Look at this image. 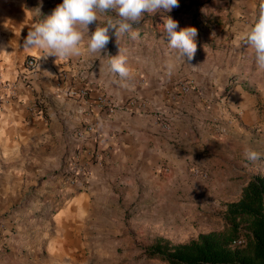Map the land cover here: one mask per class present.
<instances>
[{
	"label": "crops",
	"instance_id": "0c3cea01",
	"mask_svg": "<svg viewBox=\"0 0 264 264\" xmlns=\"http://www.w3.org/2000/svg\"><path fill=\"white\" fill-rule=\"evenodd\" d=\"M262 2L233 4L236 21L221 34L227 48L222 63L188 70L179 61L169 75L163 64L131 56L130 76L121 80L108 71L110 57L101 58L109 48L98 63L86 65L85 56L56 61L24 47L32 26L49 16L48 5L0 0V76L15 80L28 57L39 60L31 88L21 87L17 101L0 107V214L13 199L28 197L0 221V264H147L142 244L157 236L189 240L186 231L178 235L172 228L205 192L197 184L207 182L220 209L221 200H237L258 168L251 160H227L218 135L191 131L183 112L197 116L214 108L232 119L260 113L264 70L256 66L254 49L244 41L237 45V37L254 23ZM187 72L184 82L176 81ZM189 80L196 91L184 94L181 85ZM228 83L233 87L226 93ZM247 87L254 92L250 104ZM101 96L114 107L98 104ZM37 98L43 101L39 116L29 111ZM164 111L170 131L156 122ZM79 132L85 137L78 139ZM201 151L209 159L199 160ZM74 162L83 168L80 176L71 172ZM193 169L208 178L194 177Z\"/></svg>",
	"mask_w": 264,
	"mask_h": 264
},
{
	"label": "rangeland",
	"instance_id": "374dc122",
	"mask_svg": "<svg viewBox=\"0 0 264 264\" xmlns=\"http://www.w3.org/2000/svg\"><path fill=\"white\" fill-rule=\"evenodd\" d=\"M27 1L28 3H31V5H35L37 8L41 5H48L49 15H51L52 11L58 4L63 2V0ZM237 1L245 2L248 0H179V7L174 8L171 12L165 13L161 11L156 15L145 14L143 20L139 24L133 25V27L143 25V28L147 33H144L142 37L137 36L136 38H133L131 33L126 32L122 34L117 41L114 30L110 29V40L106 46L109 50L103 52V57H101L100 54L85 56L84 62L86 65L94 62L98 63L100 61L98 56L107 60V57L118 55L120 48L126 57H140L139 59L146 61L147 64L158 63L167 67V62L174 59L176 55L175 50L169 46V37L164 32V19L167 15H171V18L178 22L177 31L189 26L195 27L198 30V35L195 37L196 44H200V41H202L203 45H205V47L197 45V50L193 59L188 60L185 57V61L181 63L182 66H186L188 70L191 68L205 70L214 64L223 62L222 60L227 48L226 45L221 42L223 39L221 34L227 29V26L232 27L233 23L236 21L235 18L231 17L232 13H230V10L233 4L235 5ZM107 16H115V13H108ZM208 16L210 17L209 21L207 19ZM105 19L106 15L100 14L101 26H103ZM153 20L156 21L153 22ZM98 23L99 22H94L89 25V35L94 32ZM89 35L85 34L84 36L86 45ZM210 42L214 44L211 46L207 45ZM109 45L114 46V49L109 47ZM135 48L137 50H135ZM140 48L142 49L138 52ZM125 51L128 54L125 53ZM231 51L232 48L229 47L228 52L230 53ZM129 58H127V61ZM103 62L104 61L102 60L101 63ZM178 62L179 61H177V63ZM92 69L93 67L91 70ZM88 70L89 68L87 67L85 71L90 73L91 70ZM189 76L190 73H184L180 80L176 81L184 82ZM233 80L234 79H231L229 81L231 82ZM232 87L233 85L228 83L226 93H228ZM243 89L247 101H249L248 104H250L254 92L252 93L251 91H248L249 87ZM206 105L208 104H205V107H207ZM258 106L260 113L243 119H232L231 117L219 115L214 108L213 110H209V108L204 109V111L198 110L197 112L200 114H197V116L199 117L203 115V118H198L191 114L187 116L186 112H183V115H186V124H188L191 131H194L195 133L196 131H202L207 134L209 133L210 135H213L212 133L215 132V134L218 135V141H216V143L223 142L227 145L226 151L223 152L227 156V160H230L231 162L239 161L241 159L244 162L249 161V159L245 157V152L249 149L259 153L260 158L257 161H253V165L255 168H258L257 171L264 172V103L260 102ZM216 108L218 109V107ZM230 113H232L231 109ZM225 132L226 134H224ZM219 139H221V141ZM240 148H242V150ZM241 152L243 153L240 154ZM197 154L199 160L209 159L207 153L205 154L204 151L197 152ZM196 188L197 191L204 190L205 192L199 194L200 197L196 194L195 206L186 210L185 214H180L178 216L180 220L177 222V225H173L172 228V231L175 234H178L181 230L186 231L183 236L184 240L196 237L201 232L221 230L223 227L222 223L219 222L217 218L212 217V214L220 212L221 210L219 208V202L216 201V197H213L214 191L208 190L207 182L197 184ZM224 189H226V187ZM230 193H232V191ZM26 199L28 200V197L24 198V196L20 199H13L11 207L5 208L6 210H3L5 212L0 214V221L2 220L3 222H6V220L14 216V211L17 212L18 208H21V206L27 202ZM184 201L186 202L187 200L184 199ZM223 202L225 201L221 200L220 204ZM7 204H10V202ZM142 245L143 246L139 247L141 250L146 246L144 244Z\"/></svg>",
	"mask_w": 264,
	"mask_h": 264
},
{
	"label": "clouds",
	"instance_id": "9594fccd",
	"mask_svg": "<svg viewBox=\"0 0 264 264\" xmlns=\"http://www.w3.org/2000/svg\"><path fill=\"white\" fill-rule=\"evenodd\" d=\"M179 7V0H63L52 11L51 15L32 26L28 31L24 47L39 50L42 57H56L57 60L72 57L101 54L109 43V31L114 30L118 38L131 32L133 38L139 33L132 32L133 25L139 24L145 14L156 15L163 11L171 12ZM115 13V16H107ZM100 14H105L103 26ZM99 22L94 32L89 35V25ZM178 22L170 16L164 19V32L169 37V46L175 50V58L167 62L169 75L178 67L177 61L193 59L197 44L195 27H185L177 31ZM85 34L89 35L87 45L84 44ZM254 49L255 63L258 70H264V2L261 3L258 16L254 23L237 37ZM108 71L126 80L130 76L127 57L119 48V54L110 56ZM245 157L256 161L260 154L246 150Z\"/></svg>",
	"mask_w": 264,
	"mask_h": 264
},
{
	"label": "trees",
	"instance_id": "16d2710c",
	"mask_svg": "<svg viewBox=\"0 0 264 264\" xmlns=\"http://www.w3.org/2000/svg\"><path fill=\"white\" fill-rule=\"evenodd\" d=\"M132 32L139 37L147 33L143 25L134 26ZM245 181L240 197L223 202L220 212L212 214L222 223L221 230L200 233L183 243L157 236L140 257L147 264H264V172ZM241 238L245 244L235 246Z\"/></svg>",
	"mask_w": 264,
	"mask_h": 264
},
{
	"label": "built area",
	"instance_id": "2783aa9c",
	"mask_svg": "<svg viewBox=\"0 0 264 264\" xmlns=\"http://www.w3.org/2000/svg\"><path fill=\"white\" fill-rule=\"evenodd\" d=\"M39 64V60L35 56H30L27 58L23 72L15 79V80H7L0 76V107L5 106L6 104L17 101L19 92L21 87L31 88L32 85V75L36 71ZM196 91L195 82L193 80H189L181 85V92L184 94H190ZM73 95L85 96L86 92H78L73 93ZM98 104L104 106L114 107L112 102H109L105 97L98 98ZM43 105V101L40 98L35 99L34 103L30 107L29 111L32 114H36L37 116L43 115V110L41 106ZM156 122L158 124H162L163 129L170 131L172 126L170 124L169 118L166 115V112L158 113L156 116ZM88 134H94L95 131L92 128H88L86 131ZM84 132H79L77 135L78 139H81L84 136ZM78 162H74L72 165V173L73 175L80 176L82 174L83 168L80 169L77 164ZM192 174L196 178L206 179L208 178V173L201 169H193ZM76 178H74L75 180ZM245 244L244 239H239L234 243L235 246H242Z\"/></svg>",
	"mask_w": 264,
	"mask_h": 264
}]
</instances>
